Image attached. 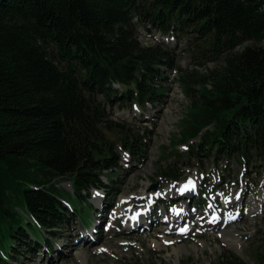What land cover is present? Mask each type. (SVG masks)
<instances>
[{"label": "trees", "instance_id": "16d2710c", "mask_svg": "<svg viewBox=\"0 0 264 264\" xmlns=\"http://www.w3.org/2000/svg\"><path fill=\"white\" fill-rule=\"evenodd\" d=\"M135 15L162 30L192 29L210 41L209 59L221 60L182 74L190 117L160 156H181L185 143L191 158L264 161V0H0V264L82 219L74 203L92 209L83 191L121 168L120 149L144 151L150 130L113 119L106 105L163 102L175 62L167 46L143 44ZM156 169L163 179L181 174L173 162ZM26 231L33 238L22 245ZM258 254L264 264V244ZM211 264L247 263L228 253Z\"/></svg>", "mask_w": 264, "mask_h": 264}, {"label": "rangeland", "instance_id": "374dc122", "mask_svg": "<svg viewBox=\"0 0 264 264\" xmlns=\"http://www.w3.org/2000/svg\"><path fill=\"white\" fill-rule=\"evenodd\" d=\"M187 29V33L177 31V36H174V45H168L174 49L176 66L174 71L168 72V77L164 81L166 89L163 96L164 101L155 106L146 102L145 106L139 105L137 109L133 107V104L123 105V107L114 106L110 109V116L113 119H121L125 124H133L140 130H150L142 137V142L145 143L144 151L137 155L130 154L128 161L123 158L122 153L125 151H122L118 158L122 167L119 170L101 172L100 177L103 184L100 185L102 187L99 190L102 195L99 196H101L102 202L98 203V198L95 199L98 208H95L92 203L94 196L92 189L89 190V194H86L85 190L83 191L91 203L92 209L83 201H81L82 204L77 203L76 206L75 202L74 205L77 212L82 215V219H85L87 214H92L93 209H96L95 212L100 214V209L106 208L110 201L116 205L122 195L134 196L135 199H138L140 194L153 183L160 184L158 189H165V192L169 194L170 191H174V183L170 181L166 183L157 174L156 163L158 160H162L161 163L166 165L167 161L172 163L174 159H180L177 161V173L182 172L185 177L202 170L208 172L212 167L218 174H221L223 169L224 177L218 186L224 190H230L233 186L237 188L239 186L238 176L242 173L244 178L242 196L239 200L235 199L238 203L235 208L240 211L237 221L223 228L187 237H177L172 233L163 234L155 230L140 234L125 232L121 229L116 230L115 221H113L109 232L100 236L99 243L73 245L70 240H65L66 247L60 248L56 244L54 248H47L44 253L42 250L26 252L25 248L17 247L18 250L12 253L13 256L7 257L10 263L178 264L181 261H188L189 264H211L216 261H225L227 254L233 253L247 264H260L258 252L264 244V162H261L260 157L253 156L254 161L249 159L245 166L241 158L233 155L230 157L220 156L221 158L215 162L212 156H201L199 161L202 162L199 164L185 156L179 158L176 155L167 154L160 157V153L168 147L170 139L174 136H182L183 128L188 123L185 121L190 117L191 112L189 113L187 109L189 108L187 105L189 99L182 85V74L194 78V69L197 68L198 71L203 72L221 63L220 59H209L207 51L211 48L210 41L192 29ZM141 41L144 45L152 42L147 38ZM108 136L115 138V134L112 132H109ZM179 148L185 149L183 146H179ZM224 164L226 165L224 166ZM62 179L57 178L60 180L59 186L70 190L68 181ZM226 182L228 187L224 186ZM204 191L206 190L204 189ZM193 192L192 190L183 191L182 195L174 200L176 202L174 209L179 210L181 208L179 201L191 199L194 195ZM63 195L67 197L66 193ZM167 198L172 200L169 195ZM71 205V210H75L74 205L72 203ZM122 205L120 201L119 207ZM244 205H246L245 209H243ZM67 207L70 208L69 203H67ZM114 215L116 213L112 214V216ZM183 218L184 216L180 221ZM95 219L98 220L97 217ZM79 225L81 226L78 224L77 218V220L71 221L70 227L77 228ZM64 233L67 236H72V229L64 230ZM26 234L27 238L21 237L22 245H25L31 238L28 231ZM74 239H72L73 242ZM83 251L88 253L86 260L82 254Z\"/></svg>", "mask_w": 264, "mask_h": 264}, {"label": "bare ground", "instance_id": "6f19581e", "mask_svg": "<svg viewBox=\"0 0 264 264\" xmlns=\"http://www.w3.org/2000/svg\"><path fill=\"white\" fill-rule=\"evenodd\" d=\"M188 198H190L189 196H188ZM97 200V199H96ZM174 210H176V211H178L179 212V214L181 213V211L183 210V206H181V208L178 210L177 208L176 209H174ZM195 215V214H194ZM182 216H184V214L182 215ZM182 216L181 217H176L175 219H178V220H180V219H182ZM181 222V221H180ZM224 238V237H223ZM224 241V240H223ZM82 254H83V256H84V259L86 260V258H87V256H88V253L87 252H82Z\"/></svg>", "mask_w": 264, "mask_h": 264}, {"label": "snow or ice", "instance_id": "6c2138e0", "mask_svg": "<svg viewBox=\"0 0 264 264\" xmlns=\"http://www.w3.org/2000/svg\"><path fill=\"white\" fill-rule=\"evenodd\" d=\"M189 186H191L192 188H194V187H195L194 182L191 181V180H189V181H188V184L185 185V189H184V190H187ZM209 206H211V205H209ZM230 219H235V217H234V216H230ZM186 230H187V229H184V231H186Z\"/></svg>", "mask_w": 264, "mask_h": 264}, {"label": "water", "instance_id": "95a60500", "mask_svg": "<svg viewBox=\"0 0 264 264\" xmlns=\"http://www.w3.org/2000/svg\"><path fill=\"white\" fill-rule=\"evenodd\" d=\"M156 187V183H153L152 185H151V188H155Z\"/></svg>", "mask_w": 264, "mask_h": 264}]
</instances>
